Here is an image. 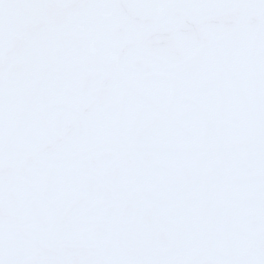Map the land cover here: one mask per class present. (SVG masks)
<instances>
[{
	"label": "snow or ice",
	"instance_id": "6c2138e0",
	"mask_svg": "<svg viewBox=\"0 0 264 264\" xmlns=\"http://www.w3.org/2000/svg\"><path fill=\"white\" fill-rule=\"evenodd\" d=\"M0 264H264V0H0Z\"/></svg>",
	"mask_w": 264,
	"mask_h": 264
}]
</instances>
